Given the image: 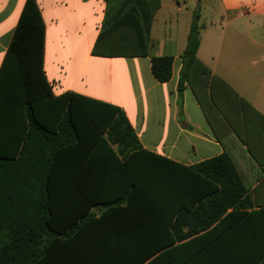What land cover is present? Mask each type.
Returning a JSON list of instances; mask_svg holds the SVG:
<instances>
[{"label":"trees","instance_id":"obj_1","mask_svg":"<svg viewBox=\"0 0 264 264\" xmlns=\"http://www.w3.org/2000/svg\"><path fill=\"white\" fill-rule=\"evenodd\" d=\"M104 2L92 53L147 55L159 0ZM197 18L180 55L178 104L187 84L216 139L238 141L254 158L251 142H264V117L198 59ZM43 39L36 2L25 0L0 65V264H264V202L241 210L247 189L228 153L183 165L142 149L117 106L73 92L54 96ZM171 66L169 55L150 57L159 82ZM135 158L145 163L142 175L128 164ZM95 159L126 169L127 204L143 196V212L121 214L125 228H105L122 197L72 196L75 177L103 174L104 165L89 164ZM98 203L108 208L95 216L90 208ZM61 221L66 228L56 227Z\"/></svg>","mask_w":264,"mask_h":264},{"label":"crops","instance_id":"obj_2","mask_svg":"<svg viewBox=\"0 0 264 264\" xmlns=\"http://www.w3.org/2000/svg\"><path fill=\"white\" fill-rule=\"evenodd\" d=\"M193 1L183 0L182 9L173 0H159L149 28L147 55L104 56L92 53L104 16V0H35L44 27L42 68L54 96L73 92L117 106L142 149L183 165L226 151L247 189L244 196L248 202L241 209L247 213L264 202V172L258 174V162L264 165V142H251L254 158L238 141L225 139L220 143L187 84L178 104L180 55L193 21ZM24 2L0 0V65ZM181 10L180 15L176 13ZM197 14L196 56L264 117V0H200ZM162 55L172 57L171 76L159 82L151 73L150 57ZM89 164L106 168L100 175L91 169L86 177H75L73 198L82 201L101 194L122 197L112 206L115 211L105 228H125L121 214L133 218L143 212L142 194L127 204L121 187L126 182V169L113 168L119 164L114 160L95 159ZM128 164L135 176L142 175V159H130ZM210 197L204 195V199ZM107 208V204L98 203L90 212L98 216ZM232 211V207L226 209ZM67 225L61 221L56 227ZM87 238L83 236V240Z\"/></svg>","mask_w":264,"mask_h":264},{"label":"rangeland","instance_id":"obj_3","mask_svg":"<svg viewBox=\"0 0 264 264\" xmlns=\"http://www.w3.org/2000/svg\"><path fill=\"white\" fill-rule=\"evenodd\" d=\"M196 2H200V0H194L192 5L190 6L193 9V12H194V9L196 6ZM173 4L179 6L183 9V0H173ZM176 13H178L180 15L182 13V10L178 11ZM193 20H194V18H193Z\"/></svg>","mask_w":264,"mask_h":264},{"label":"water","instance_id":"obj_4","mask_svg":"<svg viewBox=\"0 0 264 264\" xmlns=\"http://www.w3.org/2000/svg\"><path fill=\"white\" fill-rule=\"evenodd\" d=\"M198 7H199V2H196V6H195V9H194V12H193V18H196V16H197Z\"/></svg>","mask_w":264,"mask_h":264}]
</instances>
